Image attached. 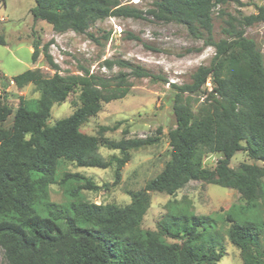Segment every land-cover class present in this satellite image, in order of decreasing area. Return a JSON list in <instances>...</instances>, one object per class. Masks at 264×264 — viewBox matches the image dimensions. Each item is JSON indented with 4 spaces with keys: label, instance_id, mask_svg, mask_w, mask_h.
I'll use <instances>...</instances> for the list:
<instances>
[{
    "label": "trees",
    "instance_id": "trees-1",
    "mask_svg": "<svg viewBox=\"0 0 264 264\" xmlns=\"http://www.w3.org/2000/svg\"><path fill=\"white\" fill-rule=\"evenodd\" d=\"M148 8L124 4L120 0H34L32 19L43 20L56 32L86 33L90 23L109 16L143 18L183 25L195 38L213 47L207 65H199L189 82L170 83L174 126L167 131L169 157L161 170L141 188L128 190L130 201L96 203L84 198V189L98 187L78 172L77 167L113 168V184L130 159V151L152 145L156 134L145 137L111 139L79 130L83 120L96 114L102 103L123 97L128 89L126 73L102 77L82 68V74H61L48 52L46 42H31L34 62L41 52L54 70L43 76L28 68L11 80L17 88L31 83L38 96L19 98L13 110L0 96V122L12 115L9 127L0 126V248L7 264H222L224 247L218 242L216 217L195 214L186 203L169 199L155 229L142 226L149 207L150 192L168 195L189 180H200L236 190L243 204H231L223 219L230 243L238 250L242 264H264V64L255 40L245 35V27L264 24V4L253 3L255 11L225 16L223 37L212 35V10L242 0H149ZM130 36L137 38L133 34ZM0 43H4L0 35ZM104 63L111 65L109 60ZM131 68L136 77L152 76L146 69L117 60ZM0 77L4 79L1 75ZM204 91L196 112L189 95ZM9 84V80L6 82ZM79 88V105L67 116L48 124L51 107ZM122 133H127L126 129ZM117 150L105 158L99 147ZM243 151L251 162L235 168L230 158ZM219 153L212 168L203 166V157ZM260 162L261 164H259ZM58 185L70 202L62 207L50 199L51 185ZM247 212H251V218ZM240 215L244 217L240 218ZM247 216V218H246Z\"/></svg>",
    "mask_w": 264,
    "mask_h": 264
},
{
    "label": "rangeland",
    "instance_id": "rangeland-1",
    "mask_svg": "<svg viewBox=\"0 0 264 264\" xmlns=\"http://www.w3.org/2000/svg\"><path fill=\"white\" fill-rule=\"evenodd\" d=\"M124 4H135L132 0H120ZM249 5L237 6L233 2L217 5L212 10V35L215 40L223 37L221 28L224 25V15L218 10L239 16L255 11L253 3L264 4V0H242ZM149 0H140L139 8H148ZM34 0H0V35L4 43H0V96L14 110L19 98L33 99L38 96L31 83L17 88L6 83L14 75L28 69H38L43 76H50L54 70L47 64L40 52L34 62L31 59V42L39 38L41 46L50 42L48 52L57 64L61 74H82V68L102 77H112L120 72L126 73L127 93L118 99L102 103L100 110L83 120L79 130L92 135H99L100 126H113L105 130L102 136L119 139L124 137L153 136L157 127L161 128L158 141L152 145L130 151V159L121 170V178L113 184V168L77 167L72 163H64V169L78 171L90 177L98 187L94 190L84 189L85 199L96 203L114 202L124 204L130 201L128 190H136L155 174L169 157L167 131L174 126L171 111L173 95L170 83L181 84L191 80V74L199 65H207L213 55V47L206 46L203 39L195 38L180 24L160 22L151 16L131 18L124 16H109L90 23L86 33H76L71 30L56 32L51 25L43 20H33L30 7ZM133 34L138 39L130 36ZM245 35L255 40L263 55L264 64V24L255 23L245 27ZM109 60L111 65L104 63ZM117 60H126L132 65L146 69L153 78L136 77L130 74L131 68L121 66ZM211 84L203 85L201 91L189 95L191 108L197 111L205 92ZM205 91V92H204ZM79 88L75 87L64 101L54 103L47 119L48 124L69 115L78 105ZM12 115L0 126L9 127ZM127 133L123 134L122 130ZM99 152L105 157L118 154L117 150L99 147ZM219 153H208L203 157V166L212 168ZM251 162L243 151H237L229 160L231 167L240 162ZM261 164L260 162H258ZM264 180V179H263ZM50 199L60 203L62 207L70 202L69 196L53 184L50 187ZM173 199L186 203L195 214H210L216 217L215 229L221 235L218 242L223 245L222 264H242L239 250L233 246L225 235L229 225L223 217L231 204L241 203L239 193L231 188L200 180H189L179 188L174 195L162 192H150L149 207L143 217L142 226L155 229L157 222L165 212V203ZM261 215L264 218V200H260ZM251 218V212H247ZM244 217L240 215V218ZM247 218V216H246ZM0 264H7L0 248Z\"/></svg>",
    "mask_w": 264,
    "mask_h": 264
},
{
    "label": "built area",
    "instance_id": "built-area-1",
    "mask_svg": "<svg viewBox=\"0 0 264 264\" xmlns=\"http://www.w3.org/2000/svg\"><path fill=\"white\" fill-rule=\"evenodd\" d=\"M135 1H136V0H132V2H135ZM9 83H10V84H13V80L10 79V80H9ZM206 84H209V81H207Z\"/></svg>",
    "mask_w": 264,
    "mask_h": 264
},
{
    "label": "clouds",
    "instance_id": "clouds-1",
    "mask_svg": "<svg viewBox=\"0 0 264 264\" xmlns=\"http://www.w3.org/2000/svg\"><path fill=\"white\" fill-rule=\"evenodd\" d=\"M138 2H140V0H136L135 2H133V3H135V5L138 3ZM10 80V79H9ZM210 84V83H209ZM9 85H10V83H9Z\"/></svg>",
    "mask_w": 264,
    "mask_h": 264
}]
</instances>
